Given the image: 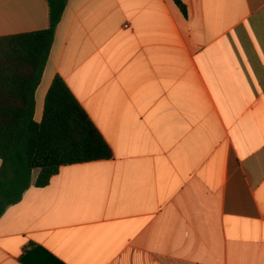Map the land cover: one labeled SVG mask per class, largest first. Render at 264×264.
I'll use <instances>...</instances> for the list:
<instances>
[{
	"label": "crops",
	"instance_id": "obj_1",
	"mask_svg": "<svg viewBox=\"0 0 264 264\" xmlns=\"http://www.w3.org/2000/svg\"><path fill=\"white\" fill-rule=\"evenodd\" d=\"M181 1H68L35 120L58 75L114 155L9 206L0 264H264V0ZM48 27L0 0V37Z\"/></svg>",
	"mask_w": 264,
	"mask_h": 264
},
{
	"label": "trees",
	"instance_id": "obj_2",
	"mask_svg": "<svg viewBox=\"0 0 264 264\" xmlns=\"http://www.w3.org/2000/svg\"><path fill=\"white\" fill-rule=\"evenodd\" d=\"M46 1L47 29L0 37V217L31 186H48L63 166L109 160L114 155L58 75L47 92L42 120H35L36 90L69 0ZM174 2L186 14L182 1ZM21 261L31 264L23 257Z\"/></svg>",
	"mask_w": 264,
	"mask_h": 264
}]
</instances>
